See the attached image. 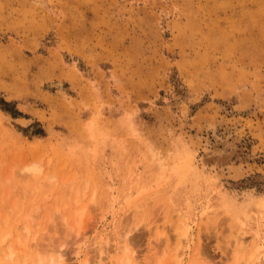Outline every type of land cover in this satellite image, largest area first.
Here are the masks:
<instances>
[{
	"label": "rangeland",
	"instance_id": "374dc122",
	"mask_svg": "<svg viewBox=\"0 0 264 264\" xmlns=\"http://www.w3.org/2000/svg\"><path fill=\"white\" fill-rule=\"evenodd\" d=\"M0 223L57 264L127 227L138 264H264V0H0Z\"/></svg>",
	"mask_w": 264,
	"mask_h": 264
},
{
	"label": "bare ground",
	"instance_id": "6f19581e",
	"mask_svg": "<svg viewBox=\"0 0 264 264\" xmlns=\"http://www.w3.org/2000/svg\"><path fill=\"white\" fill-rule=\"evenodd\" d=\"M34 164H32L31 166L29 165V166L23 167V169H21L20 172L22 174H28V175H32V176L40 174L41 170H42L40 167V164L38 163L39 164L38 165L36 163L35 166H34ZM36 165H38V166H36ZM183 167H184L185 171L190 172L192 174H197V175L199 174V176H201V174L195 170V168L193 167L192 163L188 160V158L184 159V166ZM223 197H224V200L229 205L232 206V209L235 212L236 209L238 208V204H236V205L233 204L231 199L229 198L228 194H224ZM2 221H3V224H1ZM1 223H0L1 225L6 226V223H7L6 218L2 219ZM1 225H0V227H1ZM62 225L65 226L66 225L65 222H63ZM8 227H10L9 224H8ZM8 227H5V228H8ZM129 228H131V227H129ZM2 229H4V227ZM12 231H14V233L16 234L15 230H12ZM21 231H23V233H25L26 229H25V231L24 230H21ZM129 232H130V230L128 229V227L123 228L121 233H120L121 235L118 236V238L115 240L114 246H115V249L118 251L119 260H114L109 264H131V262L137 263V261H135L137 258L135 259V254H133L134 255L133 256L132 252L130 253V249H129L130 256H128V249H127L126 243L129 242V239H130L128 236V235H130ZM24 236L25 235L23 234V237ZM19 237H21V236L17 235L15 237H13L11 232H10V228H9V230L7 229V231H3V230L0 231V258H1V260L6 261L7 264H57V262H60L58 260L62 255V252L60 251L62 249V244L57 245L56 241L48 242L45 245H43L41 243L42 246H44V248H45L43 251L41 249L42 247H40L39 251L37 249L36 251L34 250V251H32V253H29L30 246L28 248V246L25 244V239H20ZM155 238H154V241H155ZM112 241H114V239L108 233H105L104 235L101 236L100 242L98 243V249L96 251L97 252L96 253L97 261L95 262V264H105V261L108 259L110 252H112V248H113ZM234 243L239 244V246H238L239 248L234 253V254H236V256H235L236 261H238V260L242 261L243 260V256H242L243 254H242V252H239V251L240 250L243 251V249L245 247L244 242H243L242 238L240 239V237L237 236L234 239ZM179 244L180 243H178V245H177L178 248H180ZM175 250H176V248L174 249V251ZM255 251L257 252L258 249H256ZM177 253H179V251H177ZM243 253L245 254V252H243ZM43 254H46L44 256H47V255L48 256L43 257ZM161 256L164 257L165 253H162L159 256L158 260L160 259ZM227 257L228 256L226 255V258ZM250 257H252V254L250 255ZM161 260H163L162 257H161ZM172 260H174V259H172ZM173 262L175 263V261H173ZM234 262H235V260H234ZM159 263H160V260L156 264H159ZM161 263H162V261H161ZM81 264H90L89 259L87 258V255L85 256V259L83 260V262Z\"/></svg>",
	"mask_w": 264,
	"mask_h": 264
}]
</instances>
